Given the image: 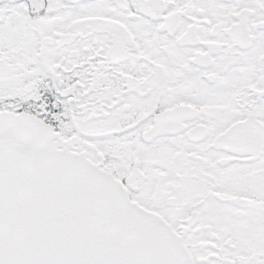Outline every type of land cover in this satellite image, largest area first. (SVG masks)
<instances>
[{
    "label": "snow or ice",
    "instance_id": "obj_1",
    "mask_svg": "<svg viewBox=\"0 0 264 264\" xmlns=\"http://www.w3.org/2000/svg\"><path fill=\"white\" fill-rule=\"evenodd\" d=\"M0 264H264V0H0Z\"/></svg>",
    "mask_w": 264,
    "mask_h": 264
}]
</instances>
